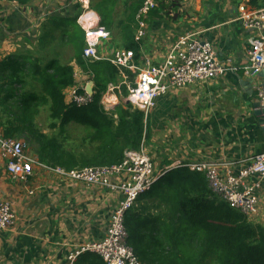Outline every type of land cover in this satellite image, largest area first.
Segmentation results:
<instances>
[{
	"label": "crops",
	"instance_id": "obj_1",
	"mask_svg": "<svg viewBox=\"0 0 264 264\" xmlns=\"http://www.w3.org/2000/svg\"><path fill=\"white\" fill-rule=\"evenodd\" d=\"M134 1L31 0L21 6L15 1L0 0V61L15 55L40 59L43 63L55 59L62 65L74 64L75 73L79 71L75 85L86 88L93 82L92 74L74 61L68 63V52L64 50L67 40L53 38L49 20L76 18L77 22L88 5L98 16L99 24L111 34L99 47L100 56L106 58L115 50H130L127 46L133 40L138 45L137 53L133 50L137 69L119 72L117 82L109 86L120 88L111 94L110 103L102 101V96L99 105V111L111 118L116 130L120 116L117 107L129 112L136 109L133 106L128 110L130 103L125 100L128 88L126 83L122 85L124 81L131 79L129 85L136 84L139 69L147 61L162 65L183 36L191 35L210 43L218 62L228 71L216 79L171 87L158 96L155 106L145 113L147 135L142 144L153 160L156 174L197 162L230 166V171L239 173L256 154L264 153V111L256 91L257 86L264 84V78L251 80L246 71L250 41L257 31L247 28L241 19L242 15L264 9V0H159L158 7L146 18V35L139 42L135 36L141 6L135 7ZM132 19L134 23L130 25ZM44 28L51 36L44 39L42 48ZM98 62L114 66L106 59ZM71 87L65 89L68 107L74 106L67 101ZM50 107L51 104L41 107L36 124L49 137H56L65 154L77 161L74 168L84 167L96 158L110 157L103 147L108 132L87 128L82 121H72L63 128L52 127L56 122L50 117ZM45 108L51 119L46 130L40 123ZM73 125H78L83 134L70 140L65 135ZM29 145V152L39 161L38 147ZM48 167L36 166L26 182L16 180L7 172L6 160L0 154V200L9 202L16 214L14 226L0 231V264H71L72 252L106 237L112 213L123 194L71 180ZM220 170L226 172L225 168ZM121 179V175L113 176L112 181L118 183ZM256 182H260L259 209L249 219L264 226V178L252 175L246 180L250 185ZM139 203L135 202L129 215L139 211Z\"/></svg>",
	"mask_w": 264,
	"mask_h": 264
},
{
	"label": "trees",
	"instance_id": "obj_2",
	"mask_svg": "<svg viewBox=\"0 0 264 264\" xmlns=\"http://www.w3.org/2000/svg\"><path fill=\"white\" fill-rule=\"evenodd\" d=\"M11 1L21 6L31 2ZM134 3L139 9L142 0ZM49 23L53 38H57L58 30L66 28L60 38L73 46L76 65L92 74L93 101L83 107L66 105L65 89L76 83L74 64L62 65L55 59L43 63L40 59L10 55L0 61V123L4 135L25 138L36 145L37 157L44 165L74 169L77 161L65 154L56 137H49L36 124L41 107L51 104L50 117L56 122L52 127L82 121L87 128L108 132L103 147L110 157L93 159L86 162L87 166L119 164L126 149H141L147 135L145 112L117 107L120 116L114 130L113 121L99 111V105L109 84L117 82L119 71L109 62L88 64L83 57L84 32L76 18L54 17ZM129 23L132 25L134 19ZM50 36L44 28L42 48L44 39ZM127 49L137 53L138 45L133 40ZM131 108L129 104L128 110ZM137 201L140 209L127 214L125 225L127 243L142 264H264V226L252 223L249 215L231 207L213 191L202 172L187 166L171 168ZM74 264L105 262L98 253L86 251Z\"/></svg>",
	"mask_w": 264,
	"mask_h": 264
},
{
	"label": "built area",
	"instance_id": "obj_3",
	"mask_svg": "<svg viewBox=\"0 0 264 264\" xmlns=\"http://www.w3.org/2000/svg\"><path fill=\"white\" fill-rule=\"evenodd\" d=\"M158 2L159 0H142L137 15L139 28L135 36L136 41L139 42L146 35V18L150 12L158 7ZM240 10L243 14L245 13L243 6L240 7ZM241 19L244 20L247 28L257 31L256 36L250 41L249 64L246 66V71L261 72L264 70V9L242 15ZM77 22L84 30L83 57L88 62L106 59L120 73L125 69H137L133 50L119 49L115 50L110 57L100 56L99 47L110 38L111 34L106 27L99 24L98 16L88 5L84 6ZM139 70L136 84H126L128 94L125 100L148 114L155 106L156 98L165 94L171 87L182 88L198 82L216 79L225 74L228 68L218 62L216 52L210 43L186 35L174 44L162 65L155 66L152 62L147 61L145 66ZM74 75L75 77L78 76L77 73ZM119 88V86L111 84L103 95L102 101L110 103L111 94ZM256 91L261 104L260 108L264 111V84L257 86ZM67 101L71 105L83 107L93 101V94L87 93L85 85H74L70 88ZM29 149L28 141L6 137L0 123V154L6 160V170L12 178L26 182L33 174L36 166L47 167L33 157ZM188 167L192 171L204 173L213 191L224 198L231 207L249 216L258 212L257 189L260 182L250 185L246 183V180L252 175H259L264 178V153L256 154L251 159V163L237 174L230 171V166L221 167L219 164L211 162L192 163ZM221 168H225L226 172L223 173ZM51 169L71 180L79 181L88 186H99L121 192L124 196L112 213L106 237L99 242L81 246L72 252L69 255L71 264H74L79 254L81 255L86 251L98 253L105 264H142L134 249L127 243L128 232L125 219L138 198L163 175L155 173L153 160L144 143L140 150H127L124 159L119 164L87 166L71 170L62 167ZM120 175L122 176L121 181L113 183V176ZM15 220L16 214L11 204L0 200V231L11 229Z\"/></svg>",
	"mask_w": 264,
	"mask_h": 264
},
{
	"label": "rangeland",
	"instance_id": "obj_4",
	"mask_svg": "<svg viewBox=\"0 0 264 264\" xmlns=\"http://www.w3.org/2000/svg\"><path fill=\"white\" fill-rule=\"evenodd\" d=\"M66 28L62 29V31L58 30L55 34L57 38H60V36L62 35V32H64ZM61 39V38H60ZM61 40H66V38H63ZM67 47L64 46V50L66 48V51L68 52V58H69V62L68 63H72L73 61H75V50L73 48V46L71 44H66ZM73 62V63H74ZM79 75V71L76 72ZM125 82V81H124ZM122 83V85H125V83ZM131 79H128L126 84L131 83ZM48 120H51L49 117V111L47 108L44 109V111L42 112L41 118H40V123L42 125L41 128H45V130L48 128V125H50V123L48 122ZM50 132V131H49ZM51 133V132H50ZM83 134V130H79V126L78 125H73L69 127V131H67V134L65 136H67L70 140L71 139H76L79 135ZM22 139V138H20ZM25 139V138H24Z\"/></svg>",
	"mask_w": 264,
	"mask_h": 264
},
{
	"label": "water",
	"instance_id": "obj_5",
	"mask_svg": "<svg viewBox=\"0 0 264 264\" xmlns=\"http://www.w3.org/2000/svg\"><path fill=\"white\" fill-rule=\"evenodd\" d=\"M248 73H249V75L251 77V80H253L256 77H263L264 78V70H262L261 72H258V73H254L253 70H250ZM86 91H87V93H89L91 95L94 93V82H90L87 85ZM126 102L130 103L129 101H126ZM263 130H264V128H263Z\"/></svg>",
	"mask_w": 264,
	"mask_h": 264
}]
</instances>
